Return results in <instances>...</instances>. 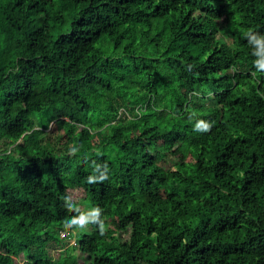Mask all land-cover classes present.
<instances>
[{
  "label": "trees",
  "instance_id": "trees-1",
  "mask_svg": "<svg viewBox=\"0 0 264 264\" xmlns=\"http://www.w3.org/2000/svg\"><path fill=\"white\" fill-rule=\"evenodd\" d=\"M249 32L264 0H0V264H264Z\"/></svg>",
  "mask_w": 264,
  "mask_h": 264
},
{
  "label": "clouds",
  "instance_id": "clouds-1",
  "mask_svg": "<svg viewBox=\"0 0 264 264\" xmlns=\"http://www.w3.org/2000/svg\"><path fill=\"white\" fill-rule=\"evenodd\" d=\"M259 36L260 38L257 39L256 37ZM249 43L252 45L255 43L258 47L264 45V35L260 34H254L252 32H249L248 34ZM261 51H264V48H261ZM253 55H258L256 51L253 52ZM255 67L258 71H264V62L256 60L254 62ZM212 124L210 122L200 120L196 123L194 130L195 131H201V132H208L211 130ZM77 151L76 148H72L70 150L71 154H75ZM89 183H94L93 177H88ZM69 209V211H72V207L70 205H66ZM102 209L100 207H94L91 209L90 212H81L79 215L73 216L70 220L66 221L65 227L66 228H79V229H85L88 227L89 224H96L98 225L99 231L101 234L105 231V222L101 218L102 217Z\"/></svg>",
  "mask_w": 264,
  "mask_h": 264
},
{
  "label": "rangeland",
  "instance_id": "rangeland-1",
  "mask_svg": "<svg viewBox=\"0 0 264 264\" xmlns=\"http://www.w3.org/2000/svg\"><path fill=\"white\" fill-rule=\"evenodd\" d=\"M57 126L54 124L53 126H52V128L50 129V131L52 132H54V133H56L57 132ZM62 133V132H61ZM84 196V192L82 191V190H79V191H75V192H73V197L74 198H79V197H83ZM86 204H87V201L85 202ZM82 208L86 211V212H90L91 211V209H92V207L91 206H89V205H83L82 206ZM81 229H75V233L76 232H78V231H80ZM75 236L76 235H74V236H72L71 237V239H70V241H71V244H74L75 243ZM70 251L71 252H73V253H75V252H77L78 250H77V248H75V247H71L70 248ZM57 256H60L61 254H63V251L61 252V253H55ZM18 263V262H17Z\"/></svg>",
  "mask_w": 264,
  "mask_h": 264
}]
</instances>
